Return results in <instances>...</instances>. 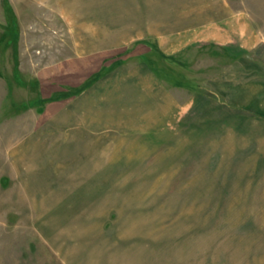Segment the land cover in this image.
<instances>
[{
  "label": "rangeland",
  "instance_id": "1",
  "mask_svg": "<svg viewBox=\"0 0 264 264\" xmlns=\"http://www.w3.org/2000/svg\"><path fill=\"white\" fill-rule=\"evenodd\" d=\"M7 1L19 14L21 80L16 71L5 82L0 104V264H264V114L229 102L233 54L194 47L163 58L151 41L131 43L65 88L82 81L35 79L73 47L60 0ZM225 1L259 31L261 52L245 54L264 64V0ZM19 31L8 27L0 46L15 70ZM139 59L157 60L179 111L148 113V125L161 124L146 128L114 112L123 126L100 128L94 152L83 151L62 125L69 96Z\"/></svg>",
  "mask_w": 264,
  "mask_h": 264
},
{
  "label": "crops",
  "instance_id": "2",
  "mask_svg": "<svg viewBox=\"0 0 264 264\" xmlns=\"http://www.w3.org/2000/svg\"><path fill=\"white\" fill-rule=\"evenodd\" d=\"M8 4L7 0H0V46L4 38L9 37L8 27L17 26L19 31V14L13 2L11 7ZM57 11L69 26L73 47L69 54L66 52L61 59L50 62L55 64L53 71L51 64L46 72L38 73L35 77L38 81L55 74L63 79L82 81L77 85L66 83L65 88L79 87L92 77V73L99 71L107 55L131 43L151 41L167 56L194 47H218L233 54L232 61L236 62L229 68L238 80L226 83L229 102L241 109L264 114V107L261 108L264 79L260 83L257 76L259 72L264 73V64L254 61L252 55L255 54L249 56L252 58L245 54L261 52L260 33L244 11L229 10L225 0H60ZM19 43L20 31L15 42L17 70L8 56L0 54V104L5 82L13 80L16 71L19 76L15 81L20 83L21 80ZM167 87L164 78L144 59L133 64H118L80 93L69 96L74 101L69 104L70 108L66 107L62 125L75 128L77 146L83 151L94 152L90 149L100 142L97 140L100 128L123 126L109 119L115 118L114 112H120L118 115L124 120L127 118L129 125L144 122L138 124L144 128L161 124H147V119L143 118H148L150 112L167 115L175 109L178 112V102ZM69 97L66 95L60 100ZM135 112L139 117L132 115Z\"/></svg>",
  "mask_w": 264,
  "mask_h": 264
},
{
  "label": "trees",
  "instance_id": "3",
  "mask_svg": "<svg viewBox=\"0 0 264 264\" xmlns=\"http://www.w3.org/2000/svg\"><path fill=\"white\" fill-rule=\"evenodd\" d=\"M151 52V51H150ZM152 52L154 53V54H158L159 56H161V57H163V58H166V57H168V58H172L173 56H167L166 54H164L159 48H158V46L155 44V43H153L152 44ZM146 61L149 63V65H151L153 68L154 67H156V66H154V64L153 63H155L157 60L155 59V60H149V59H146ZM155 70L157 69V67L156 68H154ZM104 73V72H103ZM101 74V73H100ZM100 76V75H99ZM98 77V76H97ZM97 78H93V80H90L86 85H84V86H82L80 89H78L75 93L77 94V93H80L83 89H85L87 86H89L90 84H92L95 80H96ZM76 88V87H75ZM43 99V98H42ZM42 99L41 98H38L37 99V101H39V100H41L42 101ZM44 100V99H43ZM48 100H50V99H48ZM47 100V101H48ZM46 100H44V102H45Z\"/></svg>",
  "mask_w": 264,
  "mask_h": 264
}]
</instances>
